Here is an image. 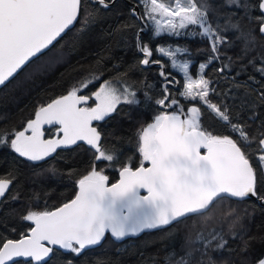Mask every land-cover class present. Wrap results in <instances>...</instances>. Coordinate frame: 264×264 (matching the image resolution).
Masks as SVG:
<instances>
[{"label": "snow or ice", "instance_id": "1", "mask_svg": "<svg viewBox=\"0 0 264 264\" xmlns=\"http://www.w3.org/2000/svg\"><path fill=\"white\" fill-rule=\"evenodd\" d=\"M112 2L96 0L104 8ZM143 5L147 18L156 25L155 35L193 34L209 40L211 55L206 63L199 65L195 79L189 74L190 62L178 57V53H188L189 49L161 46L156 51L170 59L172 68L184 74L186 83L180 95L185 100L207 105L238 138L206 130L201 126V107L193 105L185 111L179 99L174 95L170 97L168 85L176 81L167 79L161 65L159 75L165 83L161 86V97L154 101L160 111L154 115L153 122L138 133L141 162L135 169L128 163L123 164L118 182L109 186L108 175L94 165L96 161L118 160L119 153L114 155L102 147L101 131L93 122L105 121L118 112L117 106L122 103H139L137 92L133 85L117 88L111 82H105L91 94H78L80 88L73 87L66 95L39 106L35 118L29 120L23 130L12 135L0 131V147H10L32 162L47 163V158H55L53 154L57 149L78 142H86L96 153L91 170L78 180L79 191L75 198L55 210L29 211L23 219L33 222L34 227L30 234L0 244V264H19L20 258L24 259V264H49L57 247L70 257L66 264H74L76 257L101 245L108 234L115 240H124L148 229L173 225L182 222V218L202 215L214 202L225 198L254 197L264 202V124L258 137H250L244 126L234 122L236 114L229 112L228 105L209 100L210 92L216 93V89L210 88L212 81L203 74L209 64L221 60L222 45L228 44L224 33L238 30L241 19L255 23L257 31L264 36V0L254 3L252 0H223L218 8L231 10L225 14L223 27L218 20H209L207 0H143ZM80 10L81 0H0V85L30 62L47 55L58 37L77 20ZM189 26L195 29L185 32ZM137 47L144 54L137 64H161L160 60L150 61L153 50L147 44L138 40ZM224 59L229 63L222 64L218 72L231 70V57ZM259 60V65L253 60L249 63L264 76V56ZM254 79L249 77L250 81ZM235 86L241 87L238 83ZM81 87L86 88L87 83ZM261 89L257 96L264 101V85ZM90 99L94 106H89ZM252 103L254 105L255 101ZM252 115L255 116L254 111ZM45 125H58L59 134L45 139ZM257 139L261 154L253 160L246 147ZM202 149L206 150L204 154ZM144 162L150 166L145 167ZM43 173L55 175L57 169L41 168L36 175ZM15 176L13 172L0 177V198L9 191ZM142 190L146 194L142 195ZM211 240L216 241L214 250L223 249L227 244L222 236H212ZM209 249L212 250L211 241ZM177 264H186V261L181 258ZM208 264H211L210 259ZM258 264H264V258H260Z\"/></svg>", "mask_w": 264, "mask_h": 264}, {"label": "trees", "instance_id": "2", "mask_svg": "<svg viewBox=\"0 0 264 264\" xmlns=\"http://www.w3.org/2000/svg\"><path fill=\"white\" fill-rule=\"evenodd\" d=\"M130 1L139 5L142 18L149 25L143 0H116L108 8L93 4L91 0H81L80 17L75 27L47 55L30 62L0 89V131L12 135L23 130L27 122L35 118L34 113L39 106L66 95L73 87L80 88L78 94L83 95L98 91L105 82H111L117 88L133 85L139 103H122L117 106V113L97 122L102 147L114 155L119 153L118 160L96 161L94 165L108 175L109 184L118 179L123 164L128 163L135 169L141 162L138 133L153 122L154 115L160 111L154 101L162 95L161 69L143 68L142 64H137L144 58L137 47L142 24L133 14ZM222 2L207 0L209 20L216 19L223 27L225 14L231 10L218 8ZM252 14L259 15L257 12ZM149 29L147 35H142L141 42L165 63L169 74L181 79V90L182 77L170 66V59L156 49L161 46L173 50L177 47L189 49L188 53H178V57L190 62L189 73L196 77L199 65L206 63L211 55L209 40L193 34L174 36L162 33L157 36L151 31L153 27L149 26ZM192 29L195 26L184 31ZM224 34L228 37V44L222 45L221 60L209 64L203 73L212 81L210 88H215L220 94L210 92L209 100L218 105H228L229 112L236 114L234 122L244 126L250 137H258V131L264 124V101H260L257 94L264 85V76L249 61L259 65V57L264 56V36L248 19L240 20L238 30ZM53 53H60L61 57L49 58ZM224 57H231V70L221 73L217 69L229 63ZM249 77H254V81ZM83 83H87L86 88L81 87ZM236 83L241 87H236ZM169 95L177 98L171 89ZM181 99L185 108L201 107L203 128L215 135L238 138L207 105ZM48 136L53 137L52 133ZM246 152L253 160L261 154L258 139L247 145ZM94 155L96 153L91 146L81 145L57 149L53 154L55 158H47V163L32 162L20 157L10 147H0V177L16 173L12 189L0 205V244L29 233L33 222L23 219L29 211L54 210L70 201L78 190V180L91 170ZM49 167H55L57 173L36 175L41 168ZM13 196L17 198L13 199ZM212 236H222L227 241L225 248L214 250L216 241L211 240ZM209 241L212 250L209 249ZM69 258L64 251L54 250L49 264H66ZM181 258L186 264H208L209 259L211 264H258V260L264 258V205L253 199L225 198L216 201L202 215L185 218L137 239L115 240L108 234L101 245L76 257L74 264H177ZM19 264H24V261Z\"/></svg>", "mask_w": 264, "mask_h": 264}, {"label": "water", "instance_id": "3", "mask_svg": "<svg viewBox=\"0 0 264 264\" xmlns=\"http://www.w3.org/2000/svg\"><path fill=\"white\" fill-rule=\"evenodd\" d=\"M116 0H113V2L109 5V6H111V5H113V3L115 2ZM91 2L93 3V4H98V3H96V0H91ZM130 4H131V6H132V12H133V14L134 15H136V17L138 18V20L141 22V24H142V29L139 31V33H138V40L141 42V37H142V35H147L148 33H149V31H150V29L148 28V26H147V23H145L144 22V20H143V18H142V15H141V10H140V7H139V5L137 4V3H135V2H129ZM133 9H135V11H133ZM80 12H81V10H80ZM79 17H80V13L78 14V16H77V20L73 23V25H71L70 27H69V29H66L65 30V32L61 35V37H58V39H57V41L56 42H54V45L61 39V38H63L70 30H72L74 27H75V25H76V23L78 22V20H79ZM141 53V55L144 57V54L142 53V52H140ZM152 57H153V55H152ZM152 57H150L149 59H150V61L152 60ZM161 65H163V70H164V72L167 74V67H166V65H165V63L163 62V61H161V64H153V63H151L150 62V64L149 65H143L142 64V66H143V68H153V67H157V66H159V67H161ZM27 66V65H26ZM25 66V67H26ZM23 70V69H22ZM21 70V71H22ZM21 71H19L14 77H11L8 81H6L5 82V84L4 85H0V89H2L4 86H6L10 81H12ZM160 78H161V80L163 81V84L165 83V79L163 78V77H161L160 76ZM167 79L168 80H174V81H176V83H172V84H169L168 85V87L169 88H173L174 90H179L180 89V87H181V83H180V79L179 78H177V77H175V76H173V75H171V74H167ZM182 104V103H181ZM159 109H160V106H159ZM164 110H167V111H169V112H171L172 111V109H164ZM93 125H94V122H93ZM52 127H59L58 125H45L44 126V130L45 129H47V128H52ZM62 135V134H61ZM81 143H86V142H78L77 143V145H79V144H81ZM204 151H206V150H204V149H202L201 150V152H202V154H204ZM148 166H150L148 163H147V165H145V167H148ZM118 180H119V176H118V179L115 181V182H118ZM115 182H113V183H115ZM112 184V183H111ZM111 184H109V186L111 185ZM9 187H10V185H9ZM78 191H79V187H78V190H77V193L75 194V196L78 194ZM143 194H146V192L144 191V190H142V195ZM75 196L73 197V199L75 198ZM1 199V198H0ZM230 199H232V200H237V199H235V198H230ZM247 199H253V200H257L258 202H259V204L260 205H264V202H262V201H260V200H258V199H256V198H254V197H249V198H247ZM72 200V199H71ZM70 202V201H69ZM215 203V202H214ZM62 206V205H61ZM212 206H210V208H211ZM209 208V209H210ZM208 209V210H209ZM55 210V209H54ZM208 210H205L204 211V213H206ZM196 215H199V214H196ZM194 216V215H193ZM183 219H185V218H182V220ZM174 224H176V223H174ZM171 225H169V226H162V227H160V228H156V229H148V230H145L143 233H141V234H139V235H137V236H130V237H127V238H125L124 240H129V239H137V238H139V237H141V236H143L145 233H150V232H155V231H160V230H163V229H165V228H168V227H170ZM33 227H34V223H33ZM28 234H30V231H29V233ZM110 235V234H109ZM124 240H122V241H124ZM95 247H97V246H94V247H92V248H95ZM91 249V248H90ZM54 250H60V249H58V247L56 248V249H54ZM61 251H63V250H61ZM53 256V255H52ZM52 258V257H51ZM51 258H50V260H51ZM49 260V261H50ZM20 261H24V259L23 258H20L19 259V262ZM34 264H35V262H33Z\"/></svg>", "mask_w": 264, "mask_h": 264}, {"label": "flooded vegetation", "instance_id": "4", "mask_svg": "<svg viewBox=\"0 0 264 264\" xmlns=\"http://www.w3.org/2000/svg\"><path fill=\"white\" fill-rule=\"evenodd\" d=\"M152 60H159L158 58H156L155 56H154V53H153V57H152ZM168 73V72H167ZM169 74V73H168ZM171 74V73H170ZM173 75V74H172ZM173 76H175V75H173ZM180 79V78H179ZM181 80V79H180ZM103 85V84H102ZM101 85V86H102ZM169 89H171L173 92H176V95H177V99H179L180 100V102L182 103L184 100L183 99H181V97H180V89L179 90H174L173 88H169ZM168 89V90H169ZM89 106H94V104H93V99H90L89 100ZM91 104H93V105H91ZM185 111H187V108H185ZM94 126H96L97 127V122H95L94 121ZM55 129V130H54ZM49 130H54V131H52V132H50ZM99 131V130H98ZM44 132H45V139H50L49 138V136H48V133H52V135H53V137L52 138H55V136L57 135V134H59V127H52V128H47V129H45L44 130ZM101 143H102V140H101ZM81 145H87L86 143H81V144H79V145H71V146H69V147H76V146H81ZM204 153H205V151H204ZM11 189H12V184L10 185V187H9V191L8 192H6L5 193V196L3 197V198H1L0 199V205H1V203L3 202V201H5V199L7 198V195L9 194V192L11 191Z\"/></svg>", "mask_w": 264, "mask_h": 264}, {"label": "rangeland", "instance_id": "5", "mask_svg": "<svg viewBox=\"0 0 264 264\" xmlns=\"http://www.w3.org/2000/svg\"><path fill=\"white\" fill-rule=\"evenodd\" d=\"M174 6V5H173ZM146 16H147V14H146ZM149 20V25L147 24V26H148V28H149V26H150V28L151 27H153V29H151V31L154 33V35H155V27H156V25L153 23V21L152 20H150V19H148ZM159 54H161V53H159ZM60 55V53H53L49 58H51V59H55L56 57H58ZM162 55V54H161ZM61 57V55L58 57V58H60ZM166 57V56H165ZM168 58V57H167ZM46 65H49V64H46ZM173 70H175L181 77H182V88H181V90H180V93L183 91V86L185 85V83H186V81H185V78H184V74L182 73V72H180L178 69H175V68H173ZM190 75H191V73H189ZM29 77V76H28ZM194 79L195 78H198V74H197V76L196 77H193ZM105 83H103V85H104ZM112 86H114L113 84H112ZM114 87H116V86H114ZM180 97H182L181 95H180ZM183 98V97H182Z\"/></svg>", "mask_w": 264, "mask_h": 264}, {"label": "bare ground", "instance_id": "6", "mask_svg": "<svg viewBox=\"0 0 264 264\" xmlns=\"http://www.w3.org/2000/svg\"><path fill=\"white\" fill-rule=\"evenodd\" d=\"M157 67H159V66H157ZM153 68H156V67H153ZM160 69H161V67H159ZM162 81V80H161ZM163 82V81H162ZM168 89H169V87H168Z\"/></svg>", "mask_w": 264, "mask_h": 264}]
</instances>
